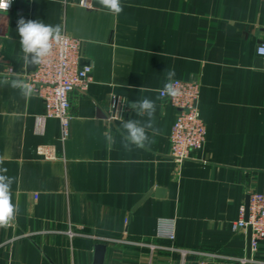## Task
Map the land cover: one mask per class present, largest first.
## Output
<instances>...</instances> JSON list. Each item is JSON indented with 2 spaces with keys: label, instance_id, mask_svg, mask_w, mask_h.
I'll return each mask as SVG.
<instances>
[{
  "label": "crops",
  "instance_id": "0c3cea01",
  "mask_svg": "<svg viewBox=\"0 0 264 264\" xmlns=\"http://www.w3.org/2000/svg\"><path fill=\"white\" fill-rule=\"evenodd\" d=\"M121 3L118 17L97 0L88 7L16 0L0 14V79L8 65L26 71L20 18L61 24L82 40L81 64L92 65L88 88L71 93L65 142L38 96L0 87V158L20 209L0 228V264H241L248 257L249 230L233 231L231 222L248 192H264V55L257 53L264 0ZM166 68L200 86L206 140L182 164L169 154L177 110L166 98L156 101L161 134L151 149L127 152L120 144V116L136 118L121 100L155 99ZM109 129L115 143L104 137ZM41 144L54 145L56 158L39 155ZM160 224L173 225L175 238L158 236ZM71 227L83 235L70 238ZM97 244L106 246L102 261ZM251 257L258 262L247 264H264V241Z\"/></svg>",
  "mask_w": 264,
  "mask_h": 264
},
{
  "label": "built area",
  "instance_id": "2783aa9c",
  "mask_svg": "<svg viewBox=\"0 0 264 264\" xmlns=\"http://www.w3.org/2000/svg\"><path fill=\"white\" fill-rule=\"evenodd\" d=\"M16 0H10L9 10ZM82 6L88 7L90 0H80ZM5 11H0V14ZM66 44L54 49V54L47 60L36 65L32 71L17 74L11 65L4 69V76L19 75L25 78L35 89L44 106L46 117L56 118L59 122V141L65 142L70 136L71 126V93L75 90L85 91L92 78V65L81 64L82 40L64 32ZM257 53L264 55V43L258 45ZM181 95L176 98L163 97L177 110L175 121L169 136V154L172 159L182 164L190 157L192 151L202 148L206 140V126L199 111L200 86L196 82L174 78ZM115 102V101H114ZM121 113L123 110L120 111ZM37 153L45 159L56 158L54 145L41 144ZM165 224V223H164ZM172 224V223H171ZM160 224L158 236L175 238L174 226ZM231 228L236 232H246L250 229L251 251L254 252L264 241V192L250 191L246 202L240 206L239 216L231 222ZM66 234L73 238L83 235L77 228H69ZM94 239L107 238L91 235ZM241 264L258 262L253 257L239 258Z\"/></svg>",
  "mask_w": 264,
  "mask_h": 264
},
{
  "label": "clouds",
  "instance_id": "9594fccd",
  "mask_svg": "<svg viewBox=\"0 0 264 264\" xmlns=\"http://www.w3.org/2000/svg\"><path fill=\"white\" fill-rule=\"evenodd\" d=\"M9 2L10 0H0V11H7ZM97 3L111 15L118 17L123 12L121 0H97ZM17 33L24 67L29 64L39 66L54 54L56 47L67 42L61 24H46L40 20L20 18L17 22ZM165 73V83L155 99L144 96L135 101L121 100L128 104L136 116L135 119L127 121L120 116V144L127 152L151 149L155 137L161 134V129L156 126V101L165 96L176 98L181 95L174 79L175 69L166 68ZM0 87H9L25 99L35 95L34 87L19 75L11 79H0ZM140 90L144 91L142 87ZM104 137L109 143H115L111 129L104 133ZM3 165L4 160L0 158V228H7L15 222L20 209L12 200L14 177L7 175L8 169Z\"/></svg>",
  "mask_w": 264,
  "mask_h": 264
},
{
  "label": "water",
  "instance_id": "95a60500",
  "mask_svg": "<svg viewBox=\"0 0 264 264\" xmlns=\"http://www.w3.org/2000/svg\"><path fill=\"white\" fill-rule=\"evenodd\" d=\"M36 67L35 64H29L26 66V71H32L34 70ZM150 195V192L141 200L144 201L148 196ZM246 204H247V199H246ZM249 235H250V239H251V231L249 229ZM250 239H249V246H248V257L251 256V246H250ZM105 244H97L96 245V260L97 261H102L103 256H104V252H105Z\"/></svg>",
  "mask_w": 264,
  "mask_h": 264
}]
</instances>
